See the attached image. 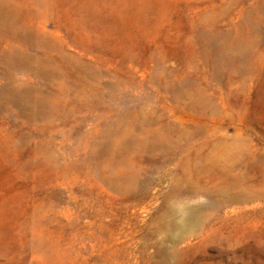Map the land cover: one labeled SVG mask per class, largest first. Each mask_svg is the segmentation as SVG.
<instances>
[{"label": "rangeland", "instance_id": "1", "mask_svg": "<svg viewBox=\"0 0 264 264\" xmlns=\"http://www.w3.org/2000/svg\"><path fill=\"white\" fill-rule=\"evenodd\" d=\"M45 1L48 19H31L29 27L56 32L70 53L87 62L95 60L110 71L114 78L107 84L114 85L115 93L119 80L126 83L125 94L109 101L101 93L98 100L115 119L140 109L146 115L170 111V92L158 84L200 77L196 68L202 66L197 64L198 44L194 43L197 23L204 15L224 4L227 15L220 29L235 35L249 30L247 7L264 9V0ZM19 3L22 7L25 0ZM28 11L22 7L23 14ZM243 66L246 73L231 79L228 87L209 75L201 82L215 96L224 93L229 116L244 115L264 129V44L262 49L249 50ZM86 99L92 102L94 97L89 94ZM82 110L86 128L71 139L65 136L67 127L43 134L24 120L0 115V264H264V215L210 220L180 244L164 242L172 251L166 254L159 246L163 234L151 237L149 233L154 231L152 219L161 202L158 195L167 192L170 178L160 163H151V178L161 180L151 187L155 199L123 202L117 190L127 187L132 170L108 171L104 162L94 164L90 152L99 140L96 126L107 115L101 114V108ZM225 127L229 137L243 128L240 122ZM39 146L42 156L35 150ZM99 167L103 176L97 172ZM106 178L118 182L115 188Z\"/></svg>", "mask_w": 264, "mask_h": 264}, {"label": "bare ground", "instance_id": "2", "mask_svg": "<svg viewBox=\"0 0 264 264\" xmlns=\"http://www.w3.org/2000/svg\"><path fill=\"white\" fill-rule=\"evenodd\" d=\"M20 1L0 0V115L24 120L43 134L67 127L65 136L71 139L86 128L87 115L82 109L101 108L107 120L97 122L99 140L92 145L90 156L96 166L104 162L108 171L132 170L127 187L117 190L122 201L139 204L155 199L151 187L161 180L151 178V163H160L164 175L170 178L167 192L158 195L161 202L152 219L154 231L149 233L151 237L163 234L159 246L169 256L172 251L164 247V242L180 244L196 236L210 220L264 215V129L244 115L238 114V119L229 116L224 93L215 96L201 82L209 75L228 87L231 79L246 73L244 57L250 49H262L264 44V9L247 7L249 30L235 35L220 29L227 15L224 4L209 15L203 14L194 43L198 44L197 64L202 66L196 68L200 77L158 84L170 92V111L160 109L146 115L140 109L115 119L111 109L98 100L101 93H106L109 101L116 94H125L126 83L119 80L115 93L114 85L107 84L114 78L110 71L95 60L87 62L70 53L56 32L29 27L31 19H48L45 0H25L22 7H28V14L21 12ZM88 50L93 52L91 47ZM19 75L25 79L20 80ZM89 94L94 97L92 102L86 99ZM237 122L243 128L231 137L225 135V123ZM126 124L129 127L123 130ZM35 150L41 156L45 154L41 146ZM97 172L104 175L101 167ZM106 179L111 188L118 184Z\"/></svg>", "mask_w": 264, "mask_h": 264}]
</instances>
